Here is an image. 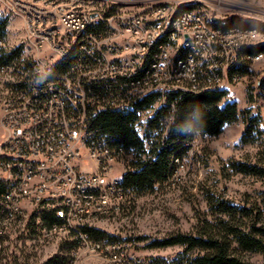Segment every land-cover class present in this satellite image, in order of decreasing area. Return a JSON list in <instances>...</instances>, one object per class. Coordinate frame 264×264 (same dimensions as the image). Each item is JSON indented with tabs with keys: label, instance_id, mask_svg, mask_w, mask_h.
Wrapping results in <instances>:
<instances>
[{
	"label": "built area",
	"instance_id": "1",
	"mask_svg": "<svg viewBox=\"0 0 264 264\" xmlns=\"http://www.w3.org/2000/svg\"><path fill=\"white\" fill-rule=\"evenodd\" d=\"M71 1L62 7L48 1L35 5L27 0H0L9 3L13 11L22 12L28 34L23 46L27 56L37 60V70L28 72L26 90H16L11 81L0 82L6 87V95L0 96V122L6 123V130H0V212L17 215L26 201L54 207L63 224L53 230H69L83 248L92 243L84 231L88 224L83 221V212L120 209L116 198L127 195L123 184L116 183L115 175L109 173L112 162L128 156L115 146H102L107 134L80 119V110L69 109L67 94H75L81 105L90 103L91 110L97 112L126 107L153 92L161 95L158 105L167 107V95L177 90L190 91L169 88L170 79L180 78L172 76V69H180V75H187L191 83L198 80L189 62L197 41L207 45V50L198 52L206 53L207 67L202 76L210 78L209 89H214L224 87L218 84L219 69H226L228 74L239 53V47L225 44L226 34L244 36L245 32L215 26L214 30H203L201 12L196 9L171 19L173 5L165 2L150 3L139 13L123 16L114 7L109 12L97 9L96 1L100 0ZM199 1L210 2L216 16L254 15L248 14L245 0ZM187 14H194V22H187ZM90 22H97V29L88 30ZM133 23L146 25L148 35H139ZM166 30H173V37L162 40ZM74 37H81L79 60L71 64L70 70H55V62L63 60ZM181 45H188V56L176 60ZM252 45L259 44H242ZM99 54H110V62L99 61ZM142 57H153V64L142 65ZM263 57L249 59L255 62ZM35 90H42V97H35ZM170 108L172 112L175 104ZM172 120V116L164 120L162 139ZM84 161L94 163L98 172L80 171L78 165ZM177 167L172 179L184 168L183 160ZM5 237L4 230H0V251ZM107 248H112L115 260L125 262L123 254L115 258V251H122V246L107 243Z\"/></svg>",
	"mask_w": 264,
	"mask_h": 264
},
{
	"label": "rangeland",
	"instance_id": "2",
	"mask_svg": "<svg viewBox=\"0 0 264 264\" xmlns=\"http://www.w3.org/2000/svg\"><path fill=\"white\" fill-rule=\"evenodd\" d=\"M27 1L35 5L48 1L49 4L58 3L62 7L72 4L71 0ZM157 2L174 5V9L177 5L182 8L187 7L186 3H193V9L204 14L213 25L231 17L216 16L210 2L198 0H100L96 1V5L97 9L106 12L112 11L114 7L120 15L125 16L139 13L150 3ZM244 3L249 6L248 14L254 15L239 13L235 16L264 24V0H245ZM0 21L6 23L4 36L0 37L4 45H7L1 48L6 54L20 45L28 34L24 30L23 21L10 14L1 2ZM262 34L260 43H264V32ZM240 61L243 62V77L240 80L227 79L223 87L228 92V100L238 105V120L225 125L222 133L216 137L196 136L190 144L189 155L183 159L184 168L177 171L169 184H159L154 191L143 194L129 191L126 201L120 204L116 213L88 221V229L106 233L102 238L92 236V243L119 244L125 257L122 260L128 261L134 257L131 264H137L136 260L145 263L158 261L162 264H189V257L198 252L187 255L181 245L165 248H154L151 245L154 241L179 233L201 234L202 223L205 221L217 223L219 218L209 211L207 201H227L237 207L253 208L259 214L260 225H264V177L234 173L230 167L232 160L264 167V57L255 62L244 59ZM152 113L153 109L141 113L140 121ZM246 116L255 119L257 126L245 141ZM0 130H3L1 122ZM133 158L132 153L126 160H115L109 174L122 178L131 167ZM78 169L86 173L98 172V168L90 161L82 162ZM22 207V220L12 226L4 240L0 264H126L114 259L112 248L106 246L103 250L95 249L92 243L89 247L80 248L69 230H53L51 220L55 217L54 207L29 201L23 202ZM43 212L51 213L52 218L44 219ZM221 217L228 219L226 215ZM243 223L242 229H246L244 225L249 220L245 218ZM77 225L74 223L75 228ZM245 258L251 264H264V251L248 252Z\"/></svg>",
	"mask_w": 264,
	"mask_h": 264
},
{
	"label": "trees",
	"instance_id": "3",
	"mask_svg": "<svg viewBox=\"0 0 264 264\" xmlns=\"http://www.w3.org/2000/svg\"><path fill=\"white\" fill-rule=\"evenodd\" d=\"M193 8L192 6L182 7L180 11ZM214 26L222 30L242 27L264 32L263 23L242 19L238 16H231L224 22H217ZM5 28L6 23L0 21L1 38L4 36ZM0 54H2L0 64L8 65L14 59L19 58L21 51L16 48L5 54L0 49ZM259 55H264V43L242 47L235 63L229 68L227 79L242 78L244 68L240 60L252 62L249 58ZM71 64L72 59L70 58L59 64L56 69L68 70ZM160 99L161 95L153 92L137 98L126 107L108 108L100 112L89 109V126L99 129L104 134L114 136L129 153L134 154L131 167L122 176V184L127 193L130 191L143 194L154 191L159 184H169L178 168L173 162L174 159L183 160L188 156L191 149L190 144L197 134L203 137H216L222 133L225 125L236 122L239 116L237 103L228 100V92L223 88H205L195 92L173 91L167 95L169 105L167 107L158 105ZM171 104H175L172 112ZM151 109L153 113L140 121L141 113ZM168 116H172L173 120L168 125V135L162 139L164 120ZM246 124L243 135L245 141L257 126L256 120L249 116H246ZM230 167L234 173L264 177V167L258 164L232 160ZM207 203L209 211L219 218L217 223L205 221L202 223L203 232L201 234L179 233L167 239L154 241L151 246L165 248L181 245L187 255L198 252L189 257V264H251L245 258L246 253L264 251V225H260L259 214L253 208L237 207L227 201L209 200ZM42 214L44 219L52 218L49 212ZM222 215H226L228 219H223ZM245 218L249 220V223L244 225L246 229H242ZM51 221L52 229L54 226L63 224L57 211ZM84 231L89 234L90 239L92 236L97 238L106 236L105 232L90 230L88 227H85ZM156 263L162 264L158 261Z\"/></svg>",
	"mask_w": 264,
	"mask_h": 264
},
{
	"label": "bare ground",
	"instance_id": "4",
	"mask_svg": "<svg viewBox=\"0 0 264 264\" xmlns=\"http://www.w3.org/2000/svg\"><path fill=\"white\" fill-rule=\"evenodd\" d=\"M10 14H13L16 17L22 19V12L13 11V7L9 3H2ZM174 6V5H173ZM172 7L171 19H179L182 17V12L191 11H180L181 8ZM186 6H194L193 3H186ZM193 10V9H192ZM206 16L202 13L199 14V21L202 23L203 30H214L212 23L205 18ZM210 19V18H209ZM187 22H194V14H187ZM97 29V22L88 23V30ZM133 30H139V35H148V28L146 25H140V23H133ZM222 30V29H221ZM229 30H240L245 32L244 36H235L234 34H226L225 44H234V47H239V50L242 47V44H262L259 42V38L263 35L258 29H248L242 27H234ZM25 35V34H24ZM26 37V36H24ZM169 37H173V30H166V33H162V40H169ZM20 45H17L16 48L20 49L21 54L19 58L14 59L11 64H0V82H9L16 85V90H26L28 72H35L37 70V60L36 57L27 56V48L23 46V43L26 42V39ZM263 41V40H262ZM264 42V41H263ZM81 44V37L71 38V49L68 53L65 54L61 62H55L56 67L67 59H72V63L79 60V46ZM7 45H4L3 40L0 38V49L6 48ZM254 46V45H252ZM14 48V49H16ZM13 49V50H14ZM198 50H207V45L205 41H197L196 50H191L189 54L190 65L194 67V76L195 82L187 81V75H180V69H172V76H180V78H172L169 81V88H190V91H200L201 89L210 87V78L202 76V72L206 71L207 67V57L206 53H200ZM188 56V45H181V50L176 51V60L186 59ZM99 61L110 62V54H99ZM153 57H142V65H152ZM231 66V65H230ZM229 66V68H230ZM71 69V66L68 70ZM227 80V71L226 69H219L218 73V84L219 86H224ZM223 88V87H216ZM6 95V87L1 86L0 83V96ZM35 97H42V90H35ZM67 106L72 110H80V119L83 121H88L89 119V109H91L90 103H82L76 100L75 94H67ZM1 129L6 130V123L1 122ZM168 135V134H166ZM119 140L114 136L108 135L103 137L102 146H115L121 151L126 152V156H129L131 153L123 147ZM189 155V154H188ZM176 165H179L180 159L175 158L173 161ZM115 182L122 184V178L115 175ZM127 195H120V198H116V204L120 205L123 201H126ZM116 210L112 209H101L97 213L92 212H83V221L94 220V218H102L107 215H112L111 213H116ZM24 210L20 209L18 214H5L0 212V230H4V235H7L12 229V226L18 221L22 220ZM6 238V237H5ZM5 240V239H4ZM96 246H107L101 243H95ZM128 257V256H127ZM132 257V256H131ZM115 258H122V251H115ZM125 258V257H124ZM132 260V258H131ZM128 260L125 262H130ZM139 263H145L138 261Z\"/></svg>",
	"mask_w": 264,
	"mask_h": 264
}]
</instances>
